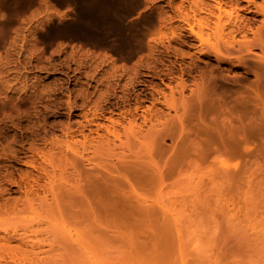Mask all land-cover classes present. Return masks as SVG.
<instances>
[{"label": "rangeland", "instance_id": "1", "mask_svg": "<svg viewBox=\"0 0 264 264\" xmlns=\"http://www.w3.org/2000/svg\"><path fill=\"white\" fill-rule=\"evenodd\" d=\"M262 2L0 0V264L124 260L93 227L176 231L160 248L177 264H264Z\"/></svg>", "mask_w": 264, "mask_h": 264}, {"label": "bare ground", "instance_id": "2", "mask_svg": "<svg viewBox=\"0 0 264 264\" xmlns=\"http://www.w3.org/2000/svg\"><path fill=\"white\" fill-rule=\"evenodd\" d=\"M217 4L215 5V8L218 10V12H219V10L220 9H222L221 7V4L219 3V2H216ZM263 4L262 5H260V6H257V8H258V11L257 12H259V14L261 13L263 16H264V0H263V2H262ZM196 5H198L196 8L197 9H199V7H200V4H199V2H196L195 3V6ZM201 9H202V7H201ZM200 9V10H201ZM234 10H235V8H234ZM191 11H193V9L191 10ZM212 11H214L213 9H209V16H212L214 13L212 12ZM195 13V11H193V13L192 14H194ZM257 14V13H256ZM186 15V14H185ZM187 16V15H186ZM193 16H195V15H193ZM188 17H189V15H188ZM213 17V16H212ZM210 17H208V19H209ZM219 18V17H218ZM236 18V17H235ZM204 19H206L207 20V18H205L204 17ZM215 19V18H214ZM197 20V19H196ZM201 20L202 19H200V21H199V19L197 20V22H199V23H202L201 22ZM205 20V21H206ZM237 20V19H236ZM209 21V20H208ZM208 21H207V25L209 24L208 23ZM239 21H240V18H239ZM203 23H205L204 21H203ZM202 23V24H203ZM214 23V22H213ZM240 23H241V21H240ZM240 23H237V22H233V26H234V28H232L231 30H229L228 28H227V30H225V31H230L231 33H234L233 35L235 36V34L237 33V32H240V33H242L243 34V37L245 38L246 37V32L247 31H252L253 29H251L250 28V25H249V27H247V25H245V23H242V24H240ZM261 23H262V21H261ZM260 23V24H261ZM202 24H200V25H202ZM244 24V25H243ZM204 25H206V24H204ZM228 25H231V27H233L232 26V23L231 24H228ZM210 26V25H209ZM207 27V26H206ZM229 28H231L230 26H228ZM257 28H258V26H257ZM204 29V28H203ZM264 29V22L262 23V26H260L258 29H257V32H258V34H261V32L262 31H264L263 30ZM262 30V31H261ZM203 31V30H202ZM254 31V30H253ZM259 31H261L260 33H259ZM190 32L193 34V36L195 37V38H197V39H199V38H201V35L202 34H198V33H196V31L194 32L193 31V29H190ZM201 32V31H200ZM222 33H223V31H222ZM227 33V32H226ZM246 33V34H245ZM249 33V32H248ZM251 33V32H250ZM254 33V32H253ZM224 34V33H223ZM241 34V35H242ZM252 34V33H251ZM222 35V34H221ZM226 35V34H225ZM224 35V36H225ZM232 35V36H233ZM238 35V34H237ZM240 35V34H239ZM240 35V36H241ZM263 35V34H262ZM223 36V38H225ZM229 36V35H228ZM227 36V37H228ZM233 36V37H234ZM256 36V35H255ZM260 36V35H259ZM202 38H203V36H202ZM231 38V37H230ZM243 38V39H244ZM257 38V37H256ZM254 39V38H253ZM260 39V38H259ZM259 39H258V41H259ZM202 40H204V38L202 39ZM201 41V40H200ZM232 41V40H231ZM241 41V40H240ZM244 42L246 41L245 39L243 40ZM239 42V41H238ZM247 42H249L248 40H247ZM235 43V42H234ZM263 43V42H262ZM233 44V43H232ZM247 44V43H246ZM246 44H244V43H242V46L243 45H245L246 46ZM253 44H254V40H253ZM238 45V44H237ZM249 45V44H248ZM263 45V44H262ZM250 46V45H249ZM259 47V46H258ZM260 48V47H259ZM261 49V48H260ZM262 56V55H261ZM263 57V56H262ZM216 58H219V57H216ZM264 58V57H263ZM221 59V58H220ZM219 59V60H220ZM239 61V60H238ZM263 61V60H262ZM243 65V64H242ZM108 131V130H107ZM108 133H109V131H108ZM115 136V135H114ZM101 137V136H100ZM105 137V136H104ZM103 138V137H102ZM106 138H108V137H106ZM101 139V138H100ZM100 139H98V140H100ZM105 140H107V139H105ZM102 141V140H101ZM103 141H104V139H103ZM100 143V142H99ZM87 149V148H86ZM85 150V149H84ZM82 154V153H81ZM81 157V156H80ZM83 157V156H82ZM65 158H67V157H65ZM83 159V158H82ZM130 165V164H129ZM131 165H133V164H131ZM117 166V165H116ZM116 166H114V167H116ZM128 166V165H127ZM127 166L126 165H124V170H125V168L126 169H129V168H127ZM150 166V165H149ZM74 167V166H73ZM118 167V166H117ZM128 167H130V166H128ZM132 167H134V166H132ZM138 167H140V166H138ZM138 167H137V169H138ZM146 167V169H145V171H147V166H145ZM153 167H155V166H153ZM152 167V168H153ZM113 168V167H112ZM121 167H119V169H122ZM131 168V167H130ZM107 169V168H106ZM132 169V168H131ZM136 169V170H137ZM153 169H155V168H153ZM75 170V169H74ZM74 170H73V172H72V174L74 173ZM112 170V169H111ZM116 170V169H115ZM124 170H120V171H124ZM148 170H152V169H150V167L148 168ZM156 170V169H155ZM77 171V170H76ZM126 171V170H125ZM125 171H124V173H125ZM141 171V170H140ZM145 171H143V172H145ZM154 171V170H153ZM160 171V175H161V170H159ZM116 172H118V168H117V171ZM129 172V174L127 175V176H131V173H133V172H131L130 173V170H127L126 171V173H128ZM138 172H139V169H138ZM148 172V171H147ZM150 172V171H149ZM148 172V174H150ZM77 173V172H76ZM108 173H109V171H108ZM125 173V174H126ZM135 173V172H134ZM142 173V172H141ZM70 174V173H69ZM75 174V173H74ZM118 174H120V172L118 173ZM140 174V173H139ZM139 174H137L138 176H139ZM155 174H157V173H155ZM107 175H109V176H107V177H111V175L110 174H107ZM115 175V174H114ZM122 175V174H121ZM136 175V174H135ZM141 175V174H140ZM142 175H144L143 173H142ZM146 175V174H145ZM154 175V174H153ZM152 175V176H153ZM158 175H159V173H158ZM159 175V176H160ZM74 176V175H73ZM80 176V175H79ZM103 176V175H102ZM113 176V175H112ZM119 176V175H118ZM127 176H122V178L123 179H121L120 178V182L122 181L123 182V186L124 187H127V188H129V192L128 193H130V194H133L134 192H136L135 191V189H137V188H135L134 189V186H133V183H134V181H133V183H132V180L131 179H135V180H138L139 178H140V176L139 177H134L133 178V176H134V174L132 175V177H131V179L129 178V177H127ZM162 176V175H161ZM78 177V176H77ZM103 177H105V176H103ZM106 177V178H107ZM149 177H150V175H149ZM70 178H72V177H70ZM105 178V179H106ZM111 178H113V177H111ZM115 178H116V176H115ZM115 178H113V179H115ZM119 178V177H118ZM117 178V179H118ZM138 178V179H137ZM144 178V177H143ZM143 178H141V179H143ZM146 178V177H145ZM154 178H155V182L154 183H156L157 184V180H158V178H157V180H156V177H155V175H154ZM161 178V177H160ZM160 178H159V180H160ZM77 179V178H76ZM75 179V180H76ZM108 179V178H107ZM147 179V178H146ZM145 179V181H147ZM149 179V178H148ZM152 180H153V178H151ZM151 179H149L150 180V182H151ZM74 180V179H73ZM74 180V182H76V185L73 187V190L76 192V193H72V194H76V199H75V201H77V202H80L81 200H83V198L85 199V201L84 202H86L87 201V203H88V210H90V212H91V215L93 216V222H94V224L95 223H97L98 224V222H97V219L96 218H98V217H95V214L97 215L98 213L97 212H95L96 211V209L98 208H95V204L96 203H94L93 201H92V199H89V191L92 189L90 186H89V184H88V187H90L91 189L89 190V191H87L88 192V195H87V193H86V188H87V184H84L85 186H86V188H85V186H84V188L81 186V185H83V183L82 184H80L79 185V182H81V180H79V179H77L76 181ZM109 180V179H108ZM116 180V179H115ZM162 180V179H161ZM160 180V181H161ZM65 181L66 180H64V184H68V183H70V182H68V177H67V182L68 183H65ZM72 181V180H71ZM160 181H159V184H163V183H160ZM110 182V181H109ZM111 182H112V179H111ZM121 182V183H122ZM137 182V181H136ZM141 181H139L138 182V184L140 183ZM116 183V182H115ZM118 183H119V181H118ZM143 184L144 183H146V182H142ZM64 184H62V186L64 185ZM71 184V183H70ZM74 184V183H73ZM112 184H114L113 182H112ZM111 184V185H112ZM117 184V183H116ZM136 184V183H135ZM138 184H137V186H138ZM148 184V183H147ZM49 185H51V182H50V184ZM69 185V184H68ZM67 185V186H68ZM106 185H108V184H106ZM118 185V184H117ZM116 185V186H117ZM150 185H152V184H150ZM51 186H53V185H51ZM73 186V185H72ZM112 186H114V185H112ZM122 186V185H121ZM158 186V185H157ZM61 187V186H60ZM59 187V188H60ZM64 187H65V185H64ZM105 187H108V186H105ZM118 187V186H117ZM123 187V188H124ZM136 187V186H135ZM54 188V186L52 187V193H53V190L55 191V192H57L55 189H53ZM58 188V187H57ZM66 188V187H65ZM68 188V187H67ZM110 188V187H109ZM114 187H112L111 188V190L113 189ZM120 189L122 188V187H119ZM126 188V189H127ZM51 189V188H50ZM70 189L72 190V187H71V185H70ZM89 188H87V190H88ZM107 189V188H106ZM117 190H119L118 188H116ZM115 188H114V190H116ZM125 189V190H126ZM71 190H69L70 192H69V194L68 195H70V193H71ZM128 190V189H127ZM138 190V189H137ZM121 191V190H120ZM50 192V191H49ZM90 192H92V191H90ZM108 192H109V190H108ZM113 194H114V196H115V191H111ZM121 192H124V191H121ZM138 192V191H137ZM68 193V192H67ZM86 193V194H85ZM110 193V192H109ZM117 193H119V192H117ZM126 193V192H125ZM123 194L124 195V197L125 196H128L127 194ZM139 193H141V192H139ZM50 194H51V192H50ZM56 194V193H55ZM58 194V193H57ZM60 194H62V193H60L59 192V196H60ZM120 194V193H119ZM122 194V193H121ZM120 194V196H122L123 197V195H121ZM137 194V193H136ZM134 195L133 194V196H137V195ZM143 194V193H142ZM64 195H66V193L64 194ZM117 195V194H116ZM55 196V195H54ZM57 196V195H56ZM73 196V195H72ZM92 196V195H91ZM90 196V198H92ZM120 196L118 195V198H120ZM132 196V197H133ZM143 196H145V195H143ZM58 197V196H57ZM66 197H67V195H66ZM131 197V196H130ZM129 196H128V198H130ZM131 197V198H132ZM55 198V197H54ZM68 198V197H67ZM134 198V197H133ZM94 199V198H93ZM117 199V198H116ZM135 199V198H134ZM138 199H140V197L138 198ZM144 199V201H145V198H142L141 200H143ZM54 200V199H53ZM125 200H127V199H125ZM140 200V201H141ZM97 201V200H96ZM121 201V200H120ZM128 201V200H127ZM126 201V202H127ZM136 201H137V199H136ZM146 201H147V199H146ZM82 202V201H81ZM110 202V201H109ZM113 202V201H112ZM68 204H69V201L67 202ZM101 203V202H100ZM128 203V202H127ZM130 204H131V202H129ZM84 204V203H83ZM105 204V206L107 205V203H103L102 205L100 204H98V205H96V206H103ZM110 204V203H109ZM122 204H123V206H124V203L122 202ZM121 204V205H122ZM126 204V203H125ZM134 205H136V208H137V205L138 204H135V203H133ZM74 205V204H73ZM72 204L70 205H68V206H73ZM143 205H144V203H143ZM143 205H141V202H140V205H138V209H137V213H139L140 215H141V217H140V221H141V218H142V215L144 216V217H146L145 215L147 214V213H149V211H150V208L148 209V207H143ZM77 206V205H76ZM80 206V205H79ZM107 206H109V205H107ZM122 206V207H123ZM125 206H127V204L125 205ZM131 206V207H130ZM144 206H146V205H144ZM75 207V206H74ZM81 207V206H80ZM86 207H87V204H86ZM85 207V208H86ZM104 207V206H103ZM103 207H102V209H103ZM112 207V206H111ZM110 207V208H111ZM128 207H129V209L130 208H132V204L131 205H129L128 204ZM78 208V207H77ZM84 208V209H85ZM107 208H109V207H107ZM114 208V207H113ZM117 208V207H116ZM136 208H134L135 210H136ZM72 209V208H71ZM75 209V208H74ZM101 209V210H102ZM118 209V208H117ZM117 209H115V210H117ZM133 209V208H132ZM154 209V208H153ZM81 210H83V207H81ZM80 210V211H81ZM100 209H98V211H99ZM109 210V209H108ZM121 210V209H120ZM131 210V209H130ZM135 210H134V212H135ZM79 211V212H80ZM86 211H87V209H86ZM102 211H104V210H102ZM105 211H106V209H105ZM104 211V212H105ZM119 211V210H118ZM122 211H124L123 209H122ZM126 211H127V209H126ZM129 211V210H128ZM127 211V212H128ZM133 211V210H132ZM131 211V212H132ZM75 212V211H74ZM108 211H106L105 212V214H107L108 215V217H110L109 215L111 214V212H109V214L107 213ZM115 212V211H114ZM113 211H112V213H114ZM133 212V213H134ZM154 212V211H153ZM89 213V212H88ZM122 213V212H121ZM128 213H130V212H128ZM132 213V214H133ZM124 214V213H123ZM122 214V215H123ZM126 215H127V213H125ZM151 214H152V211H151ZM149 215V214H148ZM147 215V216H148ZM154 215V214H153ZM97 216H99V215H97ZM121 216V215H120ZM125 216V215H124ZM133 216V215H132ZM134 216H137L138 217V215H134ZM133 216V217H134ZM133 217H131L130 216V218H133ZM143 217V218H144ZM152 217V216H151ZM126 218L127 219H129V216H126ZM143 218H142V221L144 222L145 221V219L143 220ZM103 219V218H102ZM101 219V222L104 220V222H105V219H103L102 220ZM110 219H112V221L113 220H115V218H113V217H110ZM117 219V218H116ZM121 219V218H120ZM124 219V218H123ZM148 219V218H147ZM150 219V218H149ZM126 220V219H125ZM124 220V221H125ZM151 220V219H150ZM108 220H106V222H107ZM110 221V220H109ZM111 221V222H112ZM117 220H115V222H116ZM118 221H119V218H118ZM121 221V220H120ZM124 221H121L122 223L124 222ZM114 222V221H113ZM146 223L145 224H147L148 223V225L150 224V222L151 221H145ZM103 223V222H102ZM102 223H100V225L102 224ZM109 223V222H108ZM126 223V222H125ZM140 223V225H141V222H139ZM151 223H154V222H151ZM96 224V225H97ZM107 224V223H106ZM111 224V223H110ZM113 225H115L114 223H112ZM118 224V223H117ZM116 224V225H117ZM155 224V223H154ZM104 225V224H103ZM156 225V224H155ZM108 226V225H107ZM106 227V226H105ZM112 227H114V226H112ZM119 226H117V228H118ZM154 227H157V226H154ZM159 227V226H158ZM157 227V228H158ZM102 228L104 229V227L102 226ZM109 228V227H108ZM107 228V229H108ZM156 228V229H157ZM113 229H115V228H112V230H109V231H111V233L110 232H108V231H106V230H100L99 228H97V227H93L92 228V230H89L90 232H92L91 234L93 235L94 233L95 234H97V236H99V237H102V236H109V237H106V238H108V240L109 241H117L118 243H119V246H118V249H120L119 250V252H122V255H123V259L125 260H119L118 262H117V264H177V261L176 260H173V257H171V256H169V257H166L165 255V257H163L162 255H161V253H164V252H161V246H166L167 244H166V241H167V238H171V237H173L174 235H176L175 237H179V233L178 232H171L170 230H152V228H150L151 230H149V231H145V230H143V231H140V230H138V231H140V232H138L137 230V232L135 231V232H133V231H131V230H127V229H123V230H121V229H119V230H117V231H113ZM142 229V228H141ZM160 229H161V227H160ZM88 231V232H89ZM108 233H109V235H108ZM138 236H143L144 238V240H146L147 242H141L143 245H144V247H147L148 249H147V253L145 254H142L141 253V251L139 250V248L141 249V245L142 244H139V243H136L135 242V240L138 238ZM146 238V239H145ZM163 238H165V240L166 241H164L163 240ZM142 240V239H141ZM164 241V242H162V241ZM138 241V240H137ZM76 247H78L79 249H86L85 247H88L87 245L85 246V244H83V242H79L78 240H76ZM168 244H170L169 243V241L167 242ZM112 244H114V243H112ZM139 244V245H138ZM110 245H111V243H110ZM85 246V247H84ZM103 246V245H102ZM113 246V245H112ZM115 246V245H114ZM111 247V246H110ZM109 247V248H110ZM161 247V248H160ZM17 248H19V247H17ZM107 248V247H106ZM166 248V247H165ZM171 248H173V247H171ZM177 248H179V245L177 244ZM14 249H16V248H14ZM13 248L11 249V247H9V248H7V249H3V251L5 252V254H6V252H7V254L9 253V250H11V251H13L14 250ZM88 249H90V248H88ZM111 249H115V248H111ZM168 249H169V247H168ZM102 250V249H101ZM100 250V251H101ZM146 250V249H145ZM85 251V250H84ZM90 251H91V249H90ZM89 251V252H90ZM166 251H167V249H166ZM172 251V250H171ZM174 251V250H173ZM178 251V250H177ZM142 252H144V251H142ZM85 253L87 254V250L85 251ZM167 253V252H166ZM177 253V252H176ZM84 254V253H83ZM89 254V253H88ZM95 254V253H94ZM179 254H180V256H181V253L180 252H178V257H179ZM167 255V254H166ZM170 255V254H169ZM91 255H89V256H87V257H90ZM94 256V255H93ZM168 256V255H167ZM14 257V256H13ZM12 257V258H13ZM93 263L92 264H114V263H111V262H105V261H103L102 259H96L95 261H92ZM180 262H181V264H184L183 262H182V257H181V260H180Z\"/></svg>", "mask_w": 264, "mask_h": 264}]
</instances>
